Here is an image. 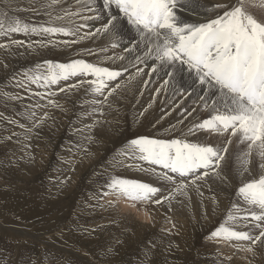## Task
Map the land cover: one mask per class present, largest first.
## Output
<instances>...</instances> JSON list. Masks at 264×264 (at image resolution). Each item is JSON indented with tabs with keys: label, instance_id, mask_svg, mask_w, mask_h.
<instances>
[{
	"label": "snow or ice",
	"instance_id": "1",
	"mask_svg": "<svg viewBox=\"0 0 264 264\" xmlns=\"http://www.w3.org/2000/svg\"><path fill=\"white\" fill-rule=\"evenodd\" d=\"M32 2L38 7L31 11L46 19L32 23L0 16V39L8 38L0 49L14 56L23 55L13 51L19 48L29 54L63 48L79 58L45 60L11 75L5 87L23 94L0 89L5 106L26 97L32 102L18 113L27 123L0 112V123L22 130L5 139L30 148L26 142L38 136L37 130L55 121L51 110L67 111L60 99L82 92L81 105L89 109L84 115L92 122L76 129L80 140L75 151L92 155L94 130L107 123L105 115L119 112L118 105L139 81L138 94L150 89L152 96L136 113L137 123L161 95L169 107L152 126L177 109L179 118L164 128L166 135H138L115 150L101 173L107 179L94 197L97 203L90 206L114 207L115 201L105 198L115 196L133 208L153 205L172 211L195 193L202 208L205 199L211 201L214 213L216 196L205 197V191L227 185L232 176L240 181L236 200L208 239L256 257L257 249L264 248V20L248 10L245 0H214L210 6L201 0ZM13 34L29 39H11ZM101 38L95 50L75 47ZM86 56H94L95 62ZM0 66L9 68L3 60ZM125 172L155 179L130 178ZM203 215L207 219V209ZM169 223L171 232L176 225Z\"/></svg>",
	"mask_w": 264,
	"mask_h": 264
},
{
	"label": "rangeland",
	"instance_id": "2",
	"mask_svg": "<svg viewBox=\"0 0 264 264\" xmlns=\"http://www.w3.org/2000/svg\"><path fill=\"white\" fill-rule=\"evenodd\" d=\"M250 1L255 11L251 10L247 2L245 6L258 19L264 20V16L259 14L264 11V7ZM258 1L264 4V0ZM201 2L210 6L214 0ZM35 7L38 4L32 0H0V16L41 23L46 17L31 11ZM7 39H0V43L7 42ZM11 39L26 41L29 38L13 34ZM31 39L39 37L33 36ZM102 40L85 41L75 47L77 50H95ZM13 51L23 55L8 56L5 50L0 49V60L9 65L7 70L0 66V89L21 93L22 90L10 85L5 87L14 72L45 60L68 62L72 58H79L75 52L70 56L63 48L54 47L38 49L31 54L25 48ZM84 58L93 62L96 59L94 56ZM138 84L136 82L130 87L126 100L118 105L119 112L112 111L103 117L107 123L111 118L117 119L115 127L110 129L111 134L105 136L108 132L94 130L95 143L89 147L92 154H100L88 164L86 159L91 155L82 156L75 151V145L80 140L76 129L89 123L84 120V113L89 109L87 105H81L82 92L73 95L70 100L60 99L67 111L51 110L55 121H48L46 126L37 130L38 136L26 142L31 145L30 148H24L23 143H17L15 138L6 140L5 137L12 131L22 130L6 122L0 123V264H238L233 259L229 261L225 255L227 252V255L235 258L238 252L208 239L209 233L224 219L230 205L236 200L240 186L236 178H233L235 182L229 179L228 187L224 185L212 189V192L205 191V197L215 194L218 202L225 195L227 197L223 200L227 201L226 208L220 215L215 211L216 214L209 220H203V208L196 195L191 201H186L184 206L174 205L172 211H168L166 206L148 205L150 209L161 210L153 212L148 219H140L133 212L120 209L115 198L108 197L115 201L114 207L90 206L97 203L94 197L98 196L100 186L107 179L101 173L115 150L138 135H166L164 128L176 122L175 117L170 116L169 120L160 122L155 128L152 126L161 111L166 109V105L162 104L150 109L145 118L137 123L136 113L151 99L147 96L148 90L144 91L143 96L138 94ZM31 102L26 97L23 101L8 102L5 106V101L0 99V112L20 123H27L18 113ZM39 159L40 165L37 164L38 169L33 171L32 163ZM123 174L130 178L150 180L143 177L146 175L136 172ZM68 177L71 179L61 183ZM211 204L210 200L205 199L203 206ZM181 211H189L195 220L184 212L188 218L186 220ZM157 214L160 215L159 219ZM169 219L176 225L171 232L167 231L171 228ZM182 225L186 229L184 234L179 229ZM222 248L227 251L224 252ZM249 256V261H252L253 256ZM252 264H264V259L261 262L254 260Z\"/></svg>",
	"mask_w": 264,
	"mask_h": 264
},
{
	"label": "bare ground",
	"instance_id": "3",
	"mask_svg": "<svg viewBox=\"0 0 264 264\" xmlns=\"http://www.w3.org/2000/svg\"><path fill=\"white\" fill-rule=\"evenodd\" d=\"M253 2H255V3H257L259 6H261V7H264V4L263 3H261V2H259L258 0H252ZM248 3V6L249 5H251V10H254L255 9V7H254V5L252 4V2L250 1V0H245V3ZM255 11V10H254ZM257 14V13H256ZM260 15H262V16H264V11L263 12H260L259 13ZM259 14H257L258 16H260ZM261 17V16H260ZM200 18V17H199ZM198 18V19H199ZM205 19L207 18V17H204ZM88 42V41H87ZM110 54V53H109ZM146 71H147V69H146ZM137 82H139V81H137ZM139 85V84H138ZM154 85H152V86H150V88L151 87H153ZM147 96L148 97H151L152 96V93H151V91H150V89L148 90V92H147ZM124 100H126V98L124 99ZM189 103V101H185V104H188ZM162 104H164V105H166L165 107H166V109H165V111H167V109H168V107H169V105H167V103L165 102V97L163 96V95H161V97H159V98H157V102L153 105V108L151 109V110H153L154 108H157V107H159V106H161ZM88 109V108H87ZM177 113H179L180 114V110L179 109H177V111L176 112H173L172 113V115H170V116H172V117H175V121L179 118V114H177ZM163 114V111H161V115ZM161 115H159L158 117H160ZM170 116H167L165 119H163V120H161V122L163 123L164 121H167V120H169V117ZM84 120L85 121H87V122H89L90 123V121L92 120V118L91 117H84ZM116 122H117V119L116 118H111L110 120H109V122L107 123V124H102V125H100V126H98L96 129H95V131L97 132V131H99V130H101V131H103V133H107L105 136H108V135H110L111 134V132H112V130H110V129H113L115 126H114V124H116ZM174 123V122H173ZM110 130V131H109ZM101 139V138H100ZM100 141V140H99ZM101 146H103V143L101 144ZM101 150V149H100ZM99 154H100V152H98ZM97 153V154H98ZM33 154V153H32ZM94 155V154H92L90 157H88V159H86V163L88 164L89 162H90V160L92 159V158H94L95 159V157H97L98 155ZM38 159V158H37ZM65 161V160H64ZM65 163V162H64ZM37 164H39L40 165V159L39 160H37V161H35V162H33L32 163V169H33V171L35 170H37L38 168L36 167V165ZM63 164V163H62ZM66 164V163H65ZM254 164H255V161H254ZM79 168H80V166H78ZM55 169V168H54ZM59 169V168H58ZM256 171H257V169L255 168V167H253V174H256ZM78 172V171H77ZM76 172V173H77ZM54 173V172H53ZM67 175V174H66ZM76 175H78V174H76ZM75 176V175H74ZM144 178H149V179H152V180H154L155 178L154 177H149V176H143ZM142 178V177H141ZM233 178L234 177H232V176H230L229 177V179L231 180V181H234L235 182V180H233ZM60 182V181H59ZM234 182H231V183H234ZM236 182H240L239 181V179H237L236 178ZM222 186H224V185H213V188L212 189H218V188H221ZM229 186V183L226 185V187H228ZM1 189V188H0ZM24 189V188H23ZM8 191V190H7ZM192 195V199L195 197V194L194 193H192L191 194ZM225 197H226V195L222 198V201L221 202H218V205L216 206V213H219L218 215H220V212L221 211H223L225 208H226V206H227V201H223L224 199H225ZM113 198H115L116 200H117V198L116 197H111V196H109V199H113ZM227 198V197H226ZM107 199H108V197H107ZM108 199V200H109ZM191 199V200H192ZM218 200H221V199H218ZM226 200V199H225ZM118 205H119V208L120 209H122V210H124V211H129V212H133L134 214H135V216L136 217H138V218H140V219H148V218H151L152 217V213L153 212H157V211H161V210H154V209H150V206L152 207V205H150V206H147L146 208H141L140 206H137L136 208H133V207H131V205H130V203L129 202H126V201H124L123 200V198H120L118 201ZM212 208H213V205L211 204L210 206H203V210L204 209H207V211H208V219H205V217H204V215H203V211H201V216H202V218H203V220H209L210 218H211V216H213V215H215L216 213H213V211H212ZM157 209V208H156ZM182 212V217L184 216L185 218H186V220H188V218L186 217V215L184 214V212H186V213H188V215L191 217V219H193V220H195V218L192 216V214L189 212V211H181ZM158 216H157V218L159 219L160 218V215L159 214H157ZM155 216H156V213H155ZM154 216V217H155ZM162 216V215H161ZM181 220V219H180ZM185 222V221H184ZM186 224H187V222H186ZM208 224V223H207ZM184 225V224H183ZM182 225V227H180L179 229H180V231H181V233L182 234H184L183 232L186 230L185 228H184V226ZM53 244V243H52ZM223 244H225L226 245V248H230L231 250L230 251H234V249L228 244V243H223ZM178 247V246H177ZM184 247V246H183ZM223 249V248H222ZM64 250V249H63ZM259 250V251H258ZM223 251L225 252V251H227L226 249H223ZM228 251H229V249H228ZM257 252H258V255L256 256V257H253L251 260L252 261H254V260H256V261H260L261 262V260H263L264 259V248H258L257 249ZM169 253V252H168ZM168 253H166V254H168ZM171 253V252H170ZM223 253V252H222ZM227 253V252H226ZM225 253V255L228 257L229 255H227ZM229 254V253H228ZM223 255H224V253H223ZM237 256L235 257V258H233V260H234V262L236 261V262H238V264H240V263H248V261H249V259H250V253H245V252H238L237 254H236ZM245 257H247V260L245 259ZM241 260H243V261H241ZM153 262V261H152Z\"/></svg>",
	"mask_w": 264,
	"mask_h": 264
}]
</instances>
